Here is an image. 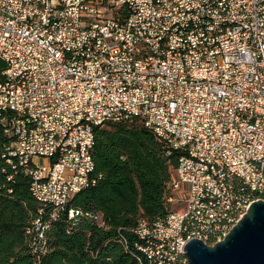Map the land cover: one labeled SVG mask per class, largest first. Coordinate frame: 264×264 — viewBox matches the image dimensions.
Returning a JSON list of instances; mask_svg holds the SVG:
<instances>
[{
  "label": "built area",
  "instance_id": "1",
  "mask_svg": "<svg viewBox=\"0 0 264 264\" xmlns=\"http://www.w3.org/2000/svg\"><path fill=\"white\" fill-rule=\"evenodd\" d=\"M0 59V174L30 179L36 264L82 215L98 126L137 119L179 153L173 209L135 231L145 264H187L264 200V0H0Z\"/></svg>",
  "mask_w": 264,
  "mask_h": 264
},
{
  "label": "trees",
  "instance_id": "2",
  "mask_svg": "<svg viewBox=\"0 0 264 264\" xmlns=\"http://www.w3.org/2000/svg\"><path fill=\"white\" fill-rule=\"evenodd\" d=\"M4 69L0 59V81ZM178 157L166 155L163 143L137 119L96 127L95 184L78 192L67 207L82 215L68 220L66 212L51 223L45 231L47 252L37 264H145L135 231L140 219L152 224L173 209L166 197ZM6 171L0 174V264H36L25 229L40 204L30 192L29 177L9 166Z\"/></svg>",
  "mask_w": 264,
  "mask_h": 264
},
{
  "label": "water",
  "instance_id": "3",
  "mask_svg": "<svg viewBox=\"0 0 264 264\" xmlns=\"http://www.w3.org/2000/svg\"><path fill=\"white\" fill-rule=\"evenodd\" d=\"M183 250L187 264H264V200L252 202L223 240L193 238Z\"/></svg>",
  "mask_w": 264,
  "mask_h": 264
},
{
  "label": "rangeland",
  "instance_id": "4",
  "mask_svg": "<svg viewBox=\"0 0 264 264\" xmlns=\"http://www.w3.org/2000/svg\"><path fill=\"white\" fill-rule=\"evenodd\" d=\"M175 207V206H174Z\"/></svg>",
  "mask_w": 264,
  "mask_h": 264
}]
</instances>
